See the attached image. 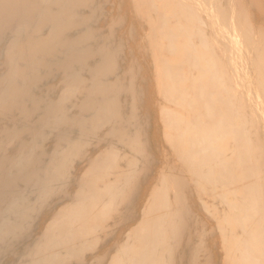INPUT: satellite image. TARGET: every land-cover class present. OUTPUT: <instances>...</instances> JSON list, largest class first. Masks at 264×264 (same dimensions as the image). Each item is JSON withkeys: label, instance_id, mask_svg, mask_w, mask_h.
<instances>
[{"label": "bare ground", "instance_id": "obj_1", "mask_svg": "<svg viewBox=\"0 0 264 264\" xmlns=\"http://www.w3.org/2000/svg\"><path fill=\"white\" fill-rule=\"evenodd\" d=\"M134 1L149 7L135 8L149 16L140 14L148 33L166 41L152 36L148 50L175 55L155 57L167 72L158 79L162 97L176 105L158 108L176 134L169 146L177 155L163 158L172 173L161 177L167 195L155 212L147 209L157 164L151 157L139 165L146 144L127 142L139 106L124 102L135 89L123 87L122 48L97 29L102 4L0 0V264H95L97 257L96 264H199L189 257L191 234L212 220L221 225L226 261L263 264L264 49L248 14L240 16L238 0ZM177 166L191 173L192 186ZM201 190L220 197L222 215ZM126 232L109 263L108 248Z\"/></svg>", "mask_w": 264, "mask_h": 264}, {"label": "rangeland", "instance_id": "obj_2", "mask_svg": "<svg viewBox=\"0 0 264 264\" xmlns=\"http://www.w3.org/2000/svg\"><path fill=\"white\" fill-rule=\"evenodd\" d=\"M234 1L236 2L237 0H234ZM239 1H241V2H239ZM103 2L105 3V0ZM172 2H174V4H175L176 1L172 0ZM237 2L241 3V5H243V8H242V6H240L243 9V11L240 10L243 12V15L241 14L240 16L245 17L248 14V16H246L248 23L251 22V24H249V25L253 26V27L250 26L251 28L250 27L249 28L252 29V33L255 30V32L253 33V38H255L257 40V42H259V45H258L259 50L260 51L263 50L264 49V42H262V41H264V0H238ZM99 3L102 4L101 0H99ZM137 3L138 2H135L134 0H132V1L131 0H107L105 5H103V4H102V6L100 5L101 7H103V11L105 14L102 17H100V22H98V24H97V26H98L97 29L99 30V28H100V30H102L101 32L104 34V37L107 38V36H108L109 40L112 39V43L114 46H116V44H117L118 48L123 49V50L120 49L121 51H123L122 71H124V72L121 75L122 80H124L123 81V87L125 85V87L127 89L129 88L128 89L129 91H132L134 89L136 90V91L134 90V92L132 91L131 94L133 93V96L135 98L137 96L138 100L133 101L134 97L131 94H130L131 96L130 95L127 96V98H126L127 100L124 97L123 98L126 100L124 102H126V104L129 105L130 109L133 106L134 107L139 106L138 107V110H139L138 118L139 119L136 118L137 120L135 119V123H136V121H139L140 125L135 124V125H138L135 128H137V132H139L138 135H140V134L141 135L140 136L136 135L137 132L131 133L127 137V142H133L134 141V144H135V140H137V143L139 142L141 146L139 145V143L135 144V145L138 146L139 148H141V147L143 148L144 145L146 144L145 145L146 151L143 152L140 149L139 150L140 153L139 152L136 153L137 158L139 160V165L144 164V162L147 161L146 158H151V157L154 158V160L157 164L156 168L153 171L154 176L156 177L154 186L157 187V189H156L155 193H153V195L151 196V200H152L151 206L147 209V212H150V210H151V212L152 211L155 212V211H157V209H154V208H157L159 206H154V203L158 205L159 204L158 202H161V201L166 199L167 193L165 192V189H164L166 186L165 185L166 182H164L163 178H161V177H163L162 175H164L165 176L164 179H165L166 177H168V175H170V173H172V171H171L172 169H170V166H168V165L164 166V159L166 158V155H170V153L172 152L170 150L171 147L169 146L170 145L169 139H172V140L174 138L176 139L175 132H172L171 128L168 127V123L170 121L167 122L168 116L166 114H164L166 112H163L161 110V108H158L162 105H163L162 107H165V106L168 107V105H170L171 107L176 109V107H174L176 105L169 104L162 97L161 93H163L164 87H162L160 85L161 83H160V81H158V79L161 80V78H164V76H165L164 74L167 72H164V66L159 64L160 62H158V60H160V58L161 59L164 58V55H165L172 62V60L175 59V55H173V57H172L171 55L166 54L163 51H160L162 49L160 47L156 48V49H151L150 50L151 52L148 50V48L150 49L152 47L151 42L154 41V39H155L152 36H156V35L150 34V33H153V31L150 32L151 28H150V31L148 33V26H146V24L148 25V23H145V22L148 21L147 18L149 16L148 15L146 16V14L139 11V13L142 16L147 17L145 20V19H143V17L140 14H138V11L135 10V8L136 9L141 8V10H142L144 4L140 5L139 3L138 4ZM176 3L178 4L179 2H176ZM177 4H176V6H177ZM160 7H161V4L159 5V8ZM240 7H238V8L240 9ZM145 9H149V7L147 5L144 6L143 10H145ZM163 9H164V7H162V9L160 8L158 10H162L159 12H164ZM244 9H245V11H244ZM238 10H236V11L238 12ZM239 13L240 12H238V14ZM162 14L160 15V17H162ZM140 17L142 18V20L140 19ZM108 18L109 19L113 18V19L109 20ZM179 18H181L179 20L183 21V23L185 20H187L182 15ZM234 18H235V16H234ZM175 20L177 21L178 18H176ZM156 22H157V20H156ZM158 22H159V20H158ZM157 23H155V24L157 25ZM103 24H105V27ZM155 24H154V26L156 27ZM185 24L189 25L188 26L189 28L190 27L192 28V26L195 27L193 24H191L189 22H185ZM106 25L108 28H106ZM149 27H150V25H149ZM153 27H152V29H153ZM111 28L113 30L109 31V30H111ZM108 31H109V33H108ZM158 31H159V29H158ZM259 31L261 32V35L263 37L259 35L260 34ZM111 32H113V33H111ZM146 32H147V34H146ZM154 32H156V34L158 33L155 30H154ZM258 32H259V34H258ZM145 35H148V36H145ZM157 35H158V37L156 36V38H161V39H156V40H163L162 46H164V45L166 46V41L162 38L163 35H161L160 33H158ZM207 36L209 39H211V32L207 31ZM145 37H146V39H145ZM260 37L262 39H259ZM152 38H154V39H152ZM195 38H197V41H196V43L195 42L194 43L198 44L199 43V41H198L199 37H195ZM149 41H150V43H149ZM134 44H135V46H134ZM120 45H121V47H120ZM135 47H136V49H135ZM214 49L215 50L217 49V54L219 55V50L217 48V45ZM152 51L154 52V54L156 56L154 54L150 55V53L151 54L153 53ZM153 57H154V59H153ZM155 57H157L156 59H158L159 57L160 58L155 61ZM208 57H210V59H211V54H210V56H206V59H208ZM125 60H126V62H125ZM153 60L156 63L158 62L157 65L159 67H157V65H155L156 63L153 62ZM152 62L154 64L153 67H152ZM154 67H156V68H154ZM220 67H221V65H217V69H221ZM157 68L158 69L160 68L159 70H161V72L158 71ZM184 71H185L184 73H186V70H184ZM176 78L178 79L179 77H176ZM192 82L193 81H189L188 84L190 85V83L192 84ZM162 85L165 86L166 82ZM189 85H188V87L192 86V85L191 86H189ZM132 87H135V88L130 89ZM134 94L135 95L137 94V95L135 96ZM159 95H161V96H159ZM129 102L131 105L129 104ZM179 108H180V106H179ZM179 108H177V109L179 110ZM130 109L128 110V112H126L125 115L132 116ZM181 112L184 113L182 110H181ZM188 115H190V114H188ZM147 120H149V126H148ZM139 139H141V140H139ZM140 141L143 143L141 144ZM168 146L170 147L169 149H168ZM107 148L104 149L103 152L105 154H111L110 150L108 151ZM142 153H144V154L142 155ZM169 157H171V159H173L174 161H177L176 153L174 155H170ZM179 168H180V170H178V166H177V170H175L176 173L183 175L184 180H185L184 181L185 184L188 183V184H191V186H192V184H194V182L191 181V173H189L188 170H186L185 166H184L185 172H181V169H182L181 166ZM166 184H168V183H166ZM169 187H171L170 191H171V193H173L174 191L172 189L173 188L175 189V186L170 184ZM201 188H203V187H201ZM196 189H197V187H196ZM198 189H200V188L198 187ZM200 192L203 195V197L206 198L205 200L207 201V198L210 195L206 194L202 190ZM202 192H204V193H202ZM211 197L212 196H210L209 197L210 199L208 198L209 201H207L209 203V205L211 206L210 209L213 210V208L214 209L217 208V210L219 211L218 214L222 215L224 212L222 210L223 207L220 206L221 205L220 204V197L218 196L216 198V200H213ZM213 202H215V203L213 204ZM210 203H212L213 207ZM152 205H153V207H152ZM139 210H140V208H139ZM215 212H216V209H215ZM207 214L208 213L202 214L203 219L204 218H211L209 216V214L208 215ZM261 215L264 216V210L262 211ZM106 218H109V217L105 216L104 219H106ZM110 219L111 218H109V220H108L109 223L112 222V220H110ZM212 222L214 223L213 226L210 225V227H208L207 225H203L202 223H199L197 226V231L195 229H193L192 234H191V238H193V241L191 243V249H190V256L189 257L190 258H192V257L197 258V260L199 261V264H202V263L203 264H217V263H219V264H231L229 259H228L229 262L226 261L227 255H226L225 250L223 249V247L225 248L226 245L224 242L223 243L221 242V241H223L221 239L223 235L221 233V230H219L220 229L219 227L221 225H219L218 222H216V220H212ZM138 225L139 224L131 225L129 227L128 232L130 231L132 233V230L135 229V227H137ZM217 225H219V226L217 227ZM255 225H256L257 229H255V226H253V228H254V230H257V231H254V234H256V233L260 234L258 232V231H260L258 229L259 224H258V226H257V224H255ZM253 228H252V230H253ZM218 230L220 231L219 233H218ZM263 230H264V226H263ZM128 232H126V234L123 233L120 236V240L118 241L119 243L117 245L114 244V247L108 248V249H110V250H108L109 251V255H108L109 263L111 262L114 254L117 252V249L125 243L124 240H122V239L125 235H127ZM115 235L116 234L113 231H108L105 234V238L106 239H111V238L114 239ZM263 237H264V233H263ZM247 238H248V235H247ZM259 240L262 241V240H264V238H262L260 236ZM111 242H113V241H111ZM209 256H211V257H209ZM99 257H100V255H99ZM97 260H98V257L93 262H95V264H96ZM263 264H264V262H263Z\"/></svg>", "mask_w": 264, "mask_h": 264}]
</instances>
